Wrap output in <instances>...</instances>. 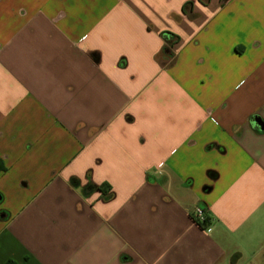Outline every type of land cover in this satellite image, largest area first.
<instances>
[{
	"label": "crops",
	"instance_id": "0c3cea01",
	"mask_svg": "<svg viewBox=\"0 0 264 264\" xmlns=\"http://www.w3.org/2000/svg\"><path fill=\"white\" fill-rule=\"evenodd\" d=\"M0 195V264H264V0H0Z\"/></svg>",
	"mask_w": 264,
	"mask_h": 264
},
{
	"label": "trees",
	"instance_id": "16d2710c",
	"mask_svg": "<svg viewBox=\"0 0 264 264\" xmlns=\"http://www.w3.org/2000/svg\"><path fill=\"white\" fill-rule=\"evenodd\" d=\"M75 182H77V180H73ZM83 192L86 195L92 194L94 192H98L101 194V198L104 201H108L112 198V192L110 188H106L105 186H97L91 182L87 183L84 187H83ZM2 201V196L0 195V203ZM4 216V219H8L9 218V213L5 210H0V217ZM196 223L199 225L200 228L205 229L209 223V219L206 217L205 220L203 222H199L195 219ZM7 264H13L12 262H7Z\"/></svg>",
	"mask_w": 264,
	"mask_h": 264
},
{
	"label": "built area",
	"instance_id": "2783aa9c",
	"mask_svg": "<svg viewBox=\"0 0 264 264\" xmlns=\"http://www.w3.org/2000/svg\"><path fill=\"white\" fill-rule=\"evenodd\" d=\"M205 215L204 212L201 208H198L195 212H194V220L196 219L199 222H203L205 220Z\"/></svg>",
	"mask_w": 264,
	"mask_h": 264
},
{
	"label": "water",
	"instance_id": "95a60500",
	"mask_svg": "<svg viewBox=\"0 0 264 264\" xmlns=\"http://www.w3.org/2000/svg\"><path fill=\"white\" fill-rule=\"evenodd\" d=\"M256 125L261 126V122L258 119L256 120Z\"/></svg>",
	"mask_w": 264,
	"mask_h": 264
}]
</instances>
